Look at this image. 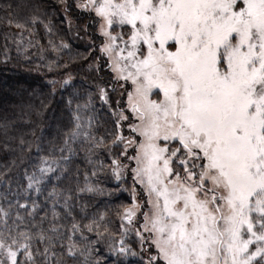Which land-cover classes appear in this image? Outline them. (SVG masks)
Returning <instances> with one entry per match:
<instances>
[{
  "label": "snow or ice",
  "instance_id": "snow-or-ice-1",
  "mask_svg": "<svg viewBox=\"0 0 264 264\" xmlns=\"http://www.w3.org/2000/svg\"><path fill=\"white\" fill-rule=\"evenodd\" d=\"M76 7L99 22L111 83L97 89L111 128L93 135V118L86 126L81 115L91 96L77 103L60 159L41 157L31 174L25 170V191L39 193L53 176H68L60 161L70 160L79 140L89 153L104 147L117 180L130 172L132 204L123 207L119 233L107 226L100 232L97 220L76 223L70 187L48 193L51 218L36 201H17L26 216L17 211L14 218L11 203L0 206V264H101L95 245L102 240L110 252L146 256L145 264H264V0H83ZM3 10L18 31L46 15L36 4L11 2ZM49 83L54 93L57 82ZM109 92H118L114 102ZM136 185L145 200H137ZM78 191L102 189L86 174ZM65 217L74 221L70 229L59 223ZM77 233L86 244L77 243ZM130 233L139 252L127 242Z\"/></svg>",
  "mask_w": 264,
  "mask_h": 264
},
{
  "label": "trees",
  "instance_id": "trees-1",
  "mask_svg": "<svg viewBox=\"0 0 264 264\" xmlns=\"http://www.w3.org/2000/svg\"><path fill=\"white\" fill-rule=\"evenodd\" d=\"M11 2L36 4L46 13L42 17L44 23L29 26L30 29L36 30L38 40L44 45L48 40L58 44H63L61 40L69 43L62 49L63 56L55 62V67H61V70L49 71L46 59L43 61L37 55H33V51L26 52L27 31H18L14 26L11 28L7 26L3 6ZM19 11L21 16L27 13V9ZM68 15L73 18H68ZM74 18L78 23L86 21L91 39L99 42L100 35L96 33L98 22L93 13L76 7L74 0H64V3H61V0H0V90L4 86L11 91V96L5 103H0V206L8 208L11 203L13 205L11 216L14 218L17 211L26 216L23 209L16 207L17 201L20 204L27 203L29 207L36 201L41 207L47 205L44 211H47L51 218L52 201L47 199L48 193L53 186L57 190L70 187L72 192L67 194L73 197L72 216L75 217L76 223L83 226L97 220L101 225L100 232L107 226L111 231L119 233L123 207L132 203V196L125 186L115 181L110 169L107 168L110 161L106 158L103 146L95 147L89 153L87 149L90 144L78 140L74 145L75 154L70 160L67 163L60 161L61 167L68 171V176L60 181L53 176L51 181H45L41 185L42 190L39 193L34 190L25 191L27 188L25 170L31 174L40 165L41 157L60 159L59 149L63 146L65 134L74 126L73 115L77 103L83 105L91 96L92 103L89 109L82 110L81 115L85 116L86 126L87 118L89 116L93 118L90 126L93 135L103 136L105 129L111 128L110 110L100 99L97 89V85L107 87V84L111 83L110 78L102 79L103 75L110 76L109 69L103 54L97 49L99 44L88 42L82 46L78 44L80 41L76 36L71 37V32L76 33L80 28ZM45 24H48L51 32L47 31ZM52 52L47 58L54 55ZM90 64L94 65V68L90 69ZM96 65H99V71L95 70ZM62 74L76 75L73 76V82H69L63 88L60 87L62 80L53 93V85L49 82L58 80L56 76L61 77ZM73 93L79 95L73 96ZM109 96L114 102L118 98V92H109ZM69 99H72L71 105L68 103ZM5 124L7 129L3 127ZM21 139L25 142L23 147L20 144ZM63 155L69 154L64 152ZM101 163L104 165L103 168L100 167ZM77 170L78 178L73 179L77 177ZM56 174L60 175L59 170ZM86 174L87 183L98 186L102 191H78V188L85 187ZM62 204L63 201L57 205V211L64 217ZM44 211L37 214V220L44 215ZM101 215L104 217L102 220L99 219ZM73 222L70 217L59 221L66 229H70ZM84 236L91 240L97 239L95 231L91 233L84 231ZM76 240L81 245L87 243L79 239V233L76 234ZM127 242L135 251H139L135 239H128ZM95 248L98 250L101 264L105 260L107 264L146 262V257L142 259L130 253L119 255L110 252L107 241L98 242ZM68 264H78V261L69 260Z\"/></svg>",
  "mask_w": 264,
  "mask_h": 264
},
{
  "label": "rangeland",
  "instance_id": "rangeland-1",
  "mask_svg": "<svg viewBox=\"0 0 264 264\" xmlns=\"http://www.w3.org/2000/svg\"><path fill=\"white\" fill-rule=\"evenodd\" d=\"M74 1H75V4H77L78 2L83 3V0H74ZM81 9L88 11L87 9H84V8H81ZM93 15H94V13H93ZM68 18H73V17L71 15H68ZM76 22H77V20H76ZM76 24H78V27H80V28H79L78 31H76V33H74V31H72L71 32L72 33L71 37L72 36H76L78 38V40L80 41V43H78L79 45L83 46L84 44H87L88 42H92V43L95 42V43L99 44V46H100V44L103 41V38H102V36H101V34L99 33V30H98L99 22L96 25V33H98L100 35L99 42L96 41V40H92L91 39L90 30L87 27V22L86 21H84V22L82 21L80 23L77 22ZM116 30L118 31L119 29H116ZM61 42L63 44H66V45L69 44L67 41H64V40H61ZM25 43L27 44L26 52L33 51V53H32L33 55H37L38 57L43 59V61L46 59L45 61L49 65V67H47V69L49 71H58V70L62 69L61 67H59V68L55 67V62L58 59H60V57L63 56L62 49H65V47H62V44L54 43L52 40H48L46 42V44L44 45L43 42H40L38 40V38L36 36V30H34L33 28L30 29V31H27ZM99 46L97 48L98 50H100ZM50 52H52L54 55L52 57H50V58H47L48 54ZM74 75H76V74H74ZM74 75L70 76L68 74H62L61 77L63 76L64 79H61V77L59 75H57L56 77L58 78V80H56V82H57L56 85H55L56 90H57L58 85L60 84V82H62V80L64 81L66 79H69V77H70L71 79L69 80V82H73V80H74L73 76ZM105 78H110V80H111V74H110V76H104L103 75L102 79H105ZM10 96H11V91L9 89H7V88H4V86H3L2 89L0 90V103L1 104L5 103V101ZM125 163H127V161H125ZM114 179H115V181H117L120 184H122L123 186H125L127 188V190L130 192L131 196H132V191H133L134 185H133V179H132V176H131L130 172L126 173L120 180H117L115 178V176H114ZM135 194H136V198H137L138 201H143V200L146 199V196H145V194L143 192H141L139 185L135 186ZM124 223H125L126 227H130L129 225H127V222H124ZM128 239H135L134 233H130V235L127 238V240ZM139 251H140V248H139ZM139 251H137V252H139ZM137 256H140V255H137ZM139 258H141V256Z\"/></svg>",
  "mask_w": 264,
  "mask_h": 264
}]
</instances>
